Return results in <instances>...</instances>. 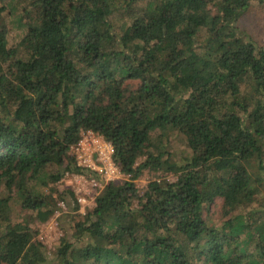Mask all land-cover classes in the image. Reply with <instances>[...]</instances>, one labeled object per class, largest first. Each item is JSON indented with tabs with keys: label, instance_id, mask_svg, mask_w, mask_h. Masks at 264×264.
<instances>
[{
	"label": "trees",
	"instance_id": "16d2710c",
	"mask_svg": "<svg viewBox=\"0 0 264 264\" xmlns=\"http://www.w3.org/2000/svg\"><path fill=\"white\" fill-rule=\"evenodd\" d=\"M14 1L22 36L9 44L0 24V264H264V43L237 25L264 0ZM84 129L131 176L84 214L59 193L72 211L49 252L30 223L56 207L42 188L82 171L68 152ZM145 169L157 175L140 197Z\"/></svg>",
	"mask_w": 264,
	"mask_h": 264
},
{
	"label": "rangeland",
	"instance_id": "374dc122",
	"mask_svg": "<svg viewBox=\"0 0 264 264\" xmlns=\"http://www.w3.org/2000/svg\"><path fill=\"white\" fill-rule=\"evenodd\" d=\"M14 0H0V4L5 5V11L1 17V23L5 24L9 28L8 32V40L9 44L16 43L23 34V24L22 20H19V11L20 6H15ZM18 6V10L16 7ZM124 16L117 13L112 20L115 25L119 24ZM237 25L240 30L246 32L254 41L259 44L264 43V2L257 3L253 1L250 4L248 10H246L238 19ZM168 148L174 154V158L178 160H182V156H186L188 154V149L186 146L185 138L179 134H173L169 137ZM157 173H154L148 169L142 171L139 177L136 179V183L140 184L142 187L147 185L148 181L154 178ZM169 179H174V175L167 174ZM74 182L70 176L63 177L61 180L49 183L47 187H43V191L46 193H51L52 196L56 199L58 198L60 189L66 190V188H70L74 185ZM68 194V193H67ZM66 194V195H67ZM220 199H216V204L219 203ZM15 202V201H14ZM12 208L10 211V220L11 224H15L21 221V217L19 215L18 208L16 204L12 203ZM67 211L63 212L56 220L57 224L52 222L51 216L44 222H39L35 220L30 223V225L37 231V238L40 239L47 247V251L51 252L55 246V243L59 240V238L64 234L62 229V222L67 215L72 211L70 205L67 204ZM214 205H211L210 210L214 209ZM78 209V208H77ZM75 210L78 214H84ZM87 210V209H86ZM85 210V211H86ZM50 225H53V228H50ZM40 236L42 238H40ZM48 252V253H49Z\"/></svg>",
	"mask_w": 264,
	"mask_h": 264
},
{
	"label": "built area",
	"instance_id": "2783aa9c",
	"mask_svg": "<svg viewBox=\"0 0 264 264\" xmlns=\"http://www.w3.org/2000/svg\"><path fill=\"white\" fill-rule=\"evenodd\" d=\"M114 153V145L102 133L91 129L81 130L80 139L71 147L68 156L73 158L82 171L65 172L63 176H70L75 181L71 190L79 212L85 213L86 209H92L95 206V199L106 184L130 178V173L123 172L115 162ZM136 179L134 184L138 195L142 197L147 185L142 187L143 185L136 183ZM59 192H64V189H60ZM67 207L64 198H56V207L51 215L54 227L57 224L56 219L67 211ZM50 228H53V225H50Z\"/></svg>",
	"mask_w": 264,
	"mask_h": 264
}]
</instances>
